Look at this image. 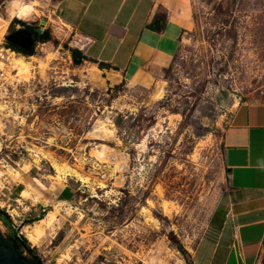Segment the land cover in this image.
<instances>
[{"label": "rangeland", "instance_id": "obj_1", "mask_svg": "<svg viewBox=\"0 0 264 264\" xmlns=\"http://www.w3.org/2000/svg\"><path fill=\"white\" fill-rule=\"evenodd\" d=\"M22 1L34 8L28 19L14 13ZM192 6L194 27L171 64L137 86L99 74L83 55L75 62L76 38L52 0H0V208L10 218L0 217V232L27 239L34 252L19 247L23 256L41 264H184L179 246L192 249L226 185L223 133L233 110L264 103V0ZM39 26L49 40L35 42L26 77L11 63L24 54L5 36ZM53 162L87 182L58 179ZM65 185L72 193L57 199L52 189ZM49 211L52 225L31 240L27 232Z\"/></svg>", "mask_w": 264, "mask_h": 264}, {"label": "crops", "instance_id": "obj_2", "mask_svg": "<svg viewBox=\"0 0 264 264\" xmlns=\"http://www.w3.org/2000/svg\"><path fill=\"white\" fill-rule=\"evenodd\" d=\"M52 3L84 58L95 66L91 60L110 64L112 68L102 69L129 85L156 81L195 22L192 0ZM158 16L165 20L162 30L149 27ZM223 145L226 185L188 251V264H264V103H241L233 110ZM24 185L18 192L22 198L29 196ZM68 187L52 191L60 199L67 189L72 193Z\"/></svg>", "mask_w": 264, "mask_h": 264}, {"label": "bare ground", "instance_id": "obj_3", "mask_svg": "<svg viewBox=\"0 0 264 264\" xmlns=\"http://www.w3.org/2000/svg\"><path fill=\"white\" fill-rule=\"evenodd\" d=\"M33 11H34L33 6L23 1L14 7L15 15L21 19H28L33 14ZM14 55L15 56L11 59L12 66L18 70L19 74L26 75V77L27 75L32 76L33 64L32 61L28 60V58H33V57L31 55L30 56L22 55L21 57H16V54ZM3 66H4L3 61L0 60V68H2ZM39 68L41 70V73H45V70L47 69V65L46 64L39 65ZM97 70L99 74L102 72L100 68H98ZM104 156L105 155L102 151H98L99 158H103ZM116 166L118 169H121L123 165L121 163H118ZM53 167L55 168L56 176L58 179H62L63 176L65 175H72L77 177L78 180L83 183L87 182V178L82 176L73 166L66 164H58L53 162ZM54 218H55V212L49 211L45 217L37 221V223L32 227L31 231L27 232V236L31 240L36 242L42 236L45 229L50 228Z\"/></svg>", "mask_w": 264, "mask_h": 264}, {"label": "water", "instance_id": "obj_4", "mask_svg": "<svg viewBox=\"0 0 264 264\" xmlns=\"http://www.w3.org/2000/svg\"><path fill=\"white\" fill-rule=\"evenodd\" d=\"M42 30V26L37 27L34 33L25 28H19L7 34L5 38L10 43L28 50L33 45L35 37ZM74 60L80 62L81 57L75 56ZM18 248L17 240L12 239L10 236H4L0 232V264H41L40 261L23 256Z\"/></svg>", "mask_w": 264, "mask_h": 264}, {"label": "trees", "instance_id": "obj_5", "mask_svg": "<svg viewBox=\"0 0 264 264\" xmlns=\"http://www.w3.org/2000/svg\"><path fill=\"white\" fill-rule=\"evenodd\" d=\"M15 21H18L19 22V20H17V19H15ZM164 22H165L164 17L163 16H158L154 20V22H152L151 24H149V27L150 28H154L156 30H162L163 27H164ZM35 28H37V27H32V28L31 27H27V30L28 31L35 32ZM47 40H49V32H48V30H42V32L39 33L35 37V41H34L33 45L28 50L23 49V48L15 45V44H12L9 41H8V44H9V46L11 48L17 50L18 52H21L24 55L30 56V55H33V53H34V44H35V42H37V41L45 42ZM72 53H73V57L79 55V56H81L83 58L80 50H78V49H72ZM91 61L97 63L98 66H99V68H112V66L110 64H108V63H105V62H97L95 60H91ZM122 81H124V80H122ZM60 198L61 199H68L67 197H65L63 195H60ZM0 217L6 223H8L10 221L9 216L1 208H0ZM9 236L12 239L17 240L19 247H22L23 246V247L28 248L31 252H34V249L29 248V243H28L27 239L24 236H20L17 233H14L13 235L10 234ZM178 249H179L180 253L183 255L186 263L188 264L189 263V253H188V251L183 246H179Z\"/></svg>", "mask_w": 264, "mask_h": 264}, {"label": "flooded vegetation", "instance_id": "obj_6", "mask_svg": "<svg viewBox=\"0 0 264 264\" xmlns=\"http://www.w3.org/2000/svg\"><path fill=\"white\" fill-rule=\"evenodd\" d=\"M24 28V27H23ZM26 29V28H25ZM36 29V28H35ZM30 32H32V33H34L33 31H30Z\"/></svg>", "mask_w": 264, "mask_h": 264}]
</instances>
